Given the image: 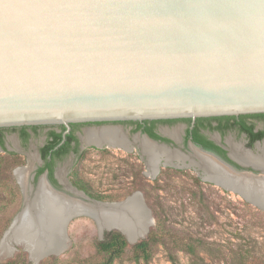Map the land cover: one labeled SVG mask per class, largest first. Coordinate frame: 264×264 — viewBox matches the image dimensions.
<instances>
[{"label": "water", "instance_id": "obj_1", "mask_svg": "<svg viewBox=\"0 0 264 264\" xmlns=\"http://www.w3.org/2000/svg\"><path fill=\"white\" fill-rule=\"evenodd\" d=\"M255 114H264V0H0V127ZM263 143L244 148L261 155ZM126 144L122 149L131 151ZM223 147L239 167L195 144L189 150L216 158L230 186L264 179V167L242 164ZM197 171L203 178L205 171ZM77 193L97 206L88 213L102 237L117 230L136 244L149 234L126 233L146 213L141 193L114 202ZM137 194L143 204L131 199ZM27 208L0 248L22 226Z\"/></svg>", "mask_w": 264, "mask_h": 264}, {"label": "rangeland", "instance_id": "obj_2", "mask_svg": "<svg viewBox=\"0 0 264 264\" xmlns=\"http://www.w3.org/2000/svg\"><path fill=\"white\" fill-rule=\"evenodd\" d=\"M104 127L122 128L131 139L132 150L100 148L83 142L85 153L80 160L72 166L74 156L65 157L58 168L68 172L74 167L72 180L91 199L114 202L136 192L142 194L154 222L149 234H156L151 258L138 261L129 248L113 264H264V209L239 192L205 181L192 167L164 166L155 177L151 176L139 143L133 139L137 132L132 131L130 124L86 126L79 130V135L84 136L90 128ZM185 127V122L176 121L160 124L159 130L165 134V130L178 131ZM12 134L15 133H9L11 137ZM213 136L218 140L217 134ZM43 138V134L33 137L19 150L18 145L9 140L7 143L11 151H18L15 159L28 166L32 148ZM225 140L231 155L236 148L245 149V137L236 131L228 132ZM263 144L257 147L259 151ZM189 152L188 149L183 153ZM5 156L8 155L0 153V158ZM14 168L12 162L0 164V241L23 207ZM66 229L69 245L63 254H50L33 262L22 247L16 246L12 254L0 251V264L107 263V254L97 247L103 238L101 230L92 218H74Z\"/></svg>", "mask_w": 264, "mask_h": 264}, {"label": "flooded vegetation", "instance_id": "obj_3", "mask_svg": "<svg viewBox=\"0 0 264 264\" xmlns=\"http://www.w3.org/2000/svg\"><path fill=\"white\" fill-rule=\"evenodd\" d=\"M236 117L237 119L235 120L233 119L231 121L229 119L215 120L214 118L216 117L196 118V119L159 120V122L155 123L154 125L146 124L143 121L142 122L128 121V122H114V123H69L68 125L66 124H38V125H23V126H14V127H0V153H5V155H8V156L0 158V164L3 163V161L12 162L13 166H15V168L13 169L14 170L13 174L16 177V180L18 182V185L23 195V203H22L23 205L26 204L27 206V205H31L34 203L35 199L37 198L36 195H38V192H39V188H40L39 185L41 184L42 181H44L46 184L48 183L47 186L50 189H52L54 193L56 192L55 194L61 195L63 198H65L66 200H70L72 203H78L82 201H80L79 199L72 200L70 197L80 198L77 195L78 194L77 192L85 193V191L82 187L75 184L74 180H72L73 179L72 174L74 173L73 172L74 167L72 166H74L77 163V161H79L80 158L85 153V150L82 149L81 147L83 142L86 143L87 145H92L94 147H97L93 145L96 143L88 141L87 135H86L87 132L90 130H99L101 128H98V129L90 128L88 130H85L84 136L79 135L80 129H83L86 126H96V125L104 126V125H109V124L115 125L118 123H126V124H130L133 127L132 131L141 132L142 134L149 136L153 140L165 142L168 144H173L174 146L175 145L180 146L184 151H187L190 147V144L192 143V144L202 147L205 150L212 151L216 153L218 156L225 159L222 155H220L216 151L210 150L206 148L204 145L199 144L196 137L197 135L204 136L206 140L212 141L216 145L222 147L227 152V157H228L229 152L223 146H225L224 143L228 144V142L225 140L226 134L228 132L236 131L240 135H243L245 137V146H244L245 148L253 149L256 146V143L258 142L262 143L264 141V116H255V115L247 116L246 115V117H242V116H236ZM242 120L245 121L248 126L252 127L251 132H242L239 129V127L231 128V125L235 124L236 122L241 123ZM176 121L185 122L186 123L185 129L184 130L180 129L178 131L176 129L172 131L165 130V134L168 136H164L163 132L159 130L160 124L174 123ZM131 122H139V123L133 124ZM260 124L263 125V127L259 128L258 126ZM219 126H221L223 130L214 129L215 127H219ZM147 127H152L153 133L160 136L161 139L153 138L150 136L148 132H145L144 130ZM107 128L108 129H120L117 127H104L103 129H107ZM121 130H122L121 135L123 136V140L126 145L125 147L129 149V146H127L126 144L127 143V139L125 138L126 133L123 131L122 128ZM9 133H15V134H12L14 136L11 137ZM214 133L217 134L218 137L219 136L221 137V138L220 137L218 138V141H220V143L217 141V139H214V136H213ZM41 134L44 135V138L38 146H36L35 148H32V154H29V157L31 158L28 162V166H24L23 163H19L20 161L15 159L16 156H19V154L17 153L18 151L10 150L8 143H7L8 140L10 141V143L18 145V150H19L20 148L26 146L33 137H36ZM170 136L173 139L176 138V140L180 142L176 144L175 141ZM140 138H144V137L137 136L135 137V141L139 143V146L142 152L144 153L142 145H140L141 144ZM128 141L131 142V139H129ZM104 144H109V143L107 142ZM154 145L158 146L157 144H154ZM110 147L115 148V146L114 147L110 146ZM263 147H264V144L263 146H261V149H263ZM194 149L196 148L191 149L189 154L187 155L184 154L183 152H182L183 154L178 153L181 156L182 164L180 165L179 164L177 165V163H174V164L179 167H183V166L192 167V168L194 167L197 170H200V171L203 170L204 168L202 165H201L202 167L201 168V167L193 166L192 164V161L200 162L199 159L196 156H194V153H193ZM239 150L250 152L247 149H243L242 147L236 148L235 151H239ZM262 151L263 150H261L260 153ZM171 153L174 154L177 152H171ZM190 153H192L193 155H191ZM71 155L74 156V159L72 162L73 165L71 166V169L68 172L67 171L64 172L62 169L58 168V166L61 163V161L64 160L65 157L67 158ZM144 155L147 158V165H148V157L145 153ZM261 155L263 157L264 153L262 152ZM255 156H258V155H255ZM228 159L232 162V164L238 166L229 157ZM174 164H172V166ZM161 167H164V166L162 165ZM28 168H29V174L27 178V187L25 189L20 181V178L17 172L21 169H28ZM160 168H159V172H160ZM203 179L205 181H209L205 178V173L203 175ZM85 195L87 194L85 193Z\"/></svg>", "mask_w": 264, "mask_h": 264}, {"label": "bare ground", "instance_id": "obj_4", "mask_svg": "<svg viewBox=\"0 0 264 264\" xmlns=\"http://www.w3.org/2000/svg\"><path fill=\"white\" fill-rule=\"evenodd\" d=\"M121 133V128H101L99 130H90L86 135L88 141L93 143L100 145L108 142L109 144L111 143L127 149ZM140 141V145H142L143 151L148 157V169L151 176H155L159 172V168L162 165L166 166L174 163H177V165L182 164L181 156L178 153L173 154L160 146L154 145L144 138H140ZM127 143L130 144L128 139ZM261 150H263L262 152L264 153V147ZM234 152L235 153H233L232 156L242 164L264 167V155L263 157L262 155L255 156L251 152L242 150ZM193 153L200 161H192L193 166L201 167L202 165L204 168L203 170L205 171V178L207 180L215 183L217 186L238 191L246 200L264 209V179H247L244 182L236 184L234 187L230 186L231 183L221 178V176L224 177L227 173L226 170L220 166V163L216 158L198 149H194ZM190 154L193 155L192 153ZM210 170H213L217 174L213 177V175L209 173ZM17 174L23 187L26 189L29 168L19 170ZM47 184L44 181L41 182L39 185V192L38 195H36L37 198L34 203L27 205L28 208L25 214L26 217L22 219V226H20L19 229H14L15 232L11 237L12 240L8 237L5 238L1 244L0 251L12 254L14 252V247L17 245V247H26V252L30 255V258L32 260L39 261L47 255H61L67 250L69 240L66 236V228L74 218L88 215L99 224L96 216L88 213V211H95L97 206H88V204L82 200H80L82 202L72 203L70 200H66L61 195L55 194L56 192L54 193L52 189L47 186ZM77 195L81 197L80 194ZM70 198L72 200L74 199L72 197ZM131 199L140 201V204H143L141 197L138 194ZM144 209L146 213L143 214L142 219H139V226H137V229L135 227L131 229V231H126L127 235L130 237H132L131 235H135L136 237L142 236L153 226V217L147 205L144 206Z\"/></svg>", "mask_w": 264, "mask_h": 264}, {"label": "trees", "instance_id": "obj_5", "mask_svg": "<svg viewBox=\"0 0 264 264\" xmlns=\"http://www.w3.org/2000/svg\"><path fill=\"white\" fill-rule=\"evenodd\" d=\"M248 116V115H247ZM255 116H264V114H255ZM242 117H246V115H242ZM215 120L220 119H229L235 120L237 117H216ZM146 124L154 125L155 123L159 121H144ZM133 124L139 123V122H131ZM241 124V125H240ZM239 127V129L242 132H251L252 127L248 126L245 121H241V123H235L231 125V128ZM214 129H220L223 130L221 126L215 127ZM145 132H148L151 137L156 139H161L160 136L153 133L152 127H147ZM199 144L204 145L206 148L210 150H214L220 155H222L226 160L231 162L227 157V152L220 146L216 145L212 141L206 140L204 136H198L196 137ZM232 163V162H231ZM155 233H150L146 238L140 239L136 244L130 245L127 237L117 230L112 231H105L103 234V238L97 242V247L100 252H103L107 254L108 261L106 264H113V262L120 257L123 253H125L129 248L134 252L136 260L144 259L145 261H148L151 258V246L153 242H155Z\"/></svg>", "mask_w": 264, "mask_h": 264}, {"label": "clouds", "instance_id": "obj_6", "mask_svg": "<svg viewBox=\"0 0 264 264\" xmlns=\"http://www.w3.org/2000/svg\"><path fill=\"white\" fill-rule=\"evenodd\" d=\"M18 7H24L23 5H20V6H18Z\"/></svg>", "mask_w": 264, "mask_h": 264}]
</instances>
